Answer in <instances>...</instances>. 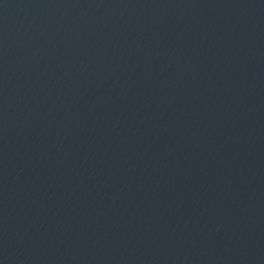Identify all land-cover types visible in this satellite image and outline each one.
<instances>
[{"label": "water", "instance_id": "obj_1", "mask_svg": "<svg viewBox=\"0 0 264 264\" xmlns=\"http://www.w3.org/2000/svg\"><path fill=\"white\" fill-rule=\"evenodd\" d=\"M0 264H264V0H0Z\"/></svg>", "mask_w": 264, "mask_h": 264}]
</instances>
